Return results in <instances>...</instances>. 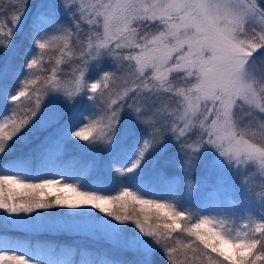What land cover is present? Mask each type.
<instances>
[{
    "label": "snow or ice",
    "instance_id": "obj_1",
    "mask_svg": "<svg viewBox=\"0 0 264 264\" xmlns=\"http://www.w3.org/2000/svg\"><path fill=\"white\" fill-rule=\"evenodd\" d=\"M0 55V264H264V0H0ZM202 164L216 208L145 183Z\"/></svg>",
    "mask_w": 264,
    "mask_h": 264
},
{
    "label": "rangeland",
    "instance_id": "obj_2",
    "mask_svg": "<svg viewBox=\"0 0 264 264\" xmlns=\"http://www.w3.org/2000/svg\"><path fill=\"white\" fill-rule=\"evenodd\" d=\"M39 2V0H37ZM22 50H18L17 53L10 57L12 64L18 65L20 60V54ZM4 57L0 55V60H3ZM62 69H66L67 65H61ZM47 99V98H45ZM43 109V106H42ZM57 109L52 108L50 111H56ZM0 112H3V107L0 105ZM44 133L41 132H35L34 137L37 138L36 144L39 143V139H42ZM11 143V142H10ZM79 143H86V142H79ZM69 155L72 157H75L77 160H79L83 165H85L88 168V171L93 176V180H95L96 176H108L109 175V160L108 157L105 156L102 153H84L80 152L78 150H74L71 147L68 149ZM163 162H161L162 164ZM203 168L205 169V176H209L211 182H206L202 179L197 180V177L193 178L191 177V183L193 185V188L188 189V180L181 181L180 179V173L176 171L175 169H168L169 175H175L177 178L176 180L171 183L170 185H160L156 182L155 178L151 176V174H148V178L146 179L145 183L150 184L153 189L159 191V192H167L169 190L174 191L175 193L182 194L184 198L188 201H191L193 204L200 205L201 207L212 209L216 208L219 204V196L217 195L214 184L216 183L218 176L220 175L219 172L213 171V173L209 172V169L203 164ZM193 178V179H192ZM95 186L98 188L103 189L104 184L102 181H95ZM54 195V194H53ZM43 212H70L72 210L69 209H53L50 211L42 210ZM91 211L95 212V209H91ZM97 215L103 217L102 213H97ZM104 219H108L107 217H103ZM73 234L72 236H69L67 238L68 242H65L63 240H57L55 239V232H49V233H38L34 237L33 242H39L42 246H45L47 248L56 249L59 251L60 249H68L72 248L75 249L79 247L81 251H85L84 247L78 246L77 240L79 239L81 242L84 240L88 245H92L94 243V238L97 237L101 239L100 247H102V251L100 254L107 253L111 250L110 243L106 240L101 238L98 235H92L90 233L86 232H67ZM74 233H80L81 235H85V237L80 236L76 237ZM88 236V237H86ZM45 238V239H42ZM48 238H52L54 240H49ZM101 250V249H100ZM97 254V253H96ZM94 254V255H96ZM121 255V254H116ZM79 257H77L78 259ZM110 258V257H107ZM127 258V257H124Z\"/></svg>",
    "mask_w": 264,
    "mask_h": 264
},
{
    "label": "trees",
    "instance_id": "obj_3",
    "mask_svg": "<svg viewBox=\"0 0 264 264\" xmlns=\"http://www.w3.org/2000/svg\"><path fill=\"white\" fill-rule=\"evenodd\" d=\"M36 140H37V138L33 136L32 137V146L33 147L36 145ZM17 151H20L19 146L17 147ZM211 173H213V171ZM191 177H193V178L197 177V180L203 178L204 181L211 182L210 177L209 176H205V169L203 168V164L199 168L196 169V171L192 174ZM51 198H54V195ZM50 210H53V209H49V210H45V211H50ZM137 214L139 215V212H137ZM54 235L56 237L55 239H57V240H63L65 242H68L67 238L69 236H72L73 234L67 233V232H55ZM74 235L76 237H80V236L85 237V235H81L80 233H74ZM177 235H179V234H177ZM86 237H88V236H86ZM42 239H45V238H42ZM48 239L49 240H54L52 238H48ZM79 239L77 240V242H78L79 245L86 244L84 246L85 247V251L90 252L92 255H94L96 253H101V251H102V247H100L101 239L95 237L94 238L95 240L92 239V241H94V243L92 245H88L85 240L83 242H81Z\"/></svg>",
    "mask_w": 264,
    "mask_h": 264
}]
</instances>
